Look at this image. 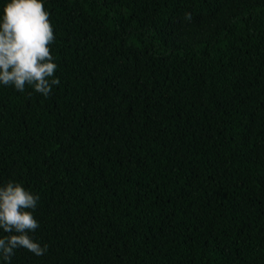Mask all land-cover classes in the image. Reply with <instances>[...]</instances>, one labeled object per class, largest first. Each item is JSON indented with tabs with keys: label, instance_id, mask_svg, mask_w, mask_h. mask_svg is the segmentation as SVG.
<instances>
[{
	"label": "trees",
	"instance_id": "trees-1",
	"mask_svg": "<svg viewBox=\"0 0 264 264\" xmlns=\"http://www.w3.org/2000/svg\"><path fill=\"white\" fill-rule=\"evenodd\" d=\"M41 2L59 84H0V184L47 251L10 264H264V0Z\"/></svg>",
	"mask_w": 264,
	"mask_h": 264
},
{
	"label": "clouds",
	"instance_id": "clouds-1",
	"mask_svg": "<svg viewBox=\"0 0 264 264\" xmlns=\"http://www.w3.org/2000/svg\"><path fill=\"white\" fill-rule=\"evenodd\" d=\"M186 13L185 19L191 20ZM55 35L41 0H9L0 14V84L23 93L27 88L47 97L54 85L57 64L50 52ZM39 196L22 183L0 184V259L10 264L16 250L42 256L47 251L31 235L39 228L33 212Z\"/></svg>",
	"mask_w": 264,
	"mask_h": 264
}]
</instances>
